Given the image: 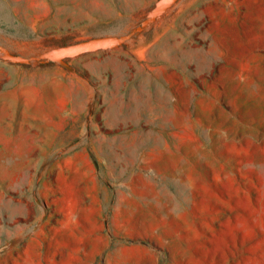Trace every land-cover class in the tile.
Returning a JSON list of instances; mask_svg holds the SVG:
<instances>
[{
  "label": "rangeland",
  "instance_id": "374dc122",
  "mask_svg": "<svg viewBox=\"0 0 264 264\" xmlns=\"http://www.w3.org/2000/svg\"><path fill=\"white\" fill-rule=\"evenodd\" d=\"M159 1L0 0V264H264V0Z\"/></svg>",
  "mask_w": 264,
  "mask_h": 264
},
{
  "label": "water",
  "instance_id": "95a60500",
  "mask_svg": "<svg viewBox=\"0 0 264 264\" xmlns=\"http://www.w3.org/2000/svg\"><path fill=\"white\" fill-rule=\"evenodd\" d=\"M178 0H160L157 3L156 8L153 11L152 18L158 17L161 13L167 10L171 5L176 3ZM146 21L144 25L148 24ZM111 41L106 38L95 39L92 41L80 43L77 45H72L69 47H64L59 51H56L51 60H60L61 64L68 67V64L64 61L68 58H73L79 55H83L90 52L100 51L109 47ZM5 60L12 61L15 64H29L30 60L24 57L7 54Z\"/></svg>",
  "mask_w": 264,
  "mask_h": 264
}]
</instances>
